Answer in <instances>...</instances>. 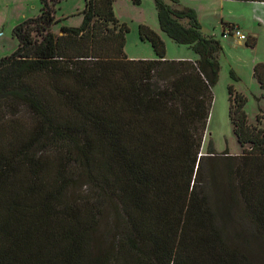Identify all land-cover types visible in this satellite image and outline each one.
<instances>
[{
  "label": "trees",
  "instance_id": "16d2710c",
  "mask_svg": "<svg viewBox=\"0 0 264 264\" xmlns=\"http://www.w3.org/2000/svg\"><path fill=\"white\" fill-rule=\"evenodd\" d=\"M60 1L40 0L0 56V264H255L229 241L230 208L264 237L263 115L251 124L229 87L241 154L201 151L221 41L193 8L154 0L160 29L197 58L167 59L140 24L157 58L131 59L114 0H85L82 23L56 34ZM253 75L264 90V63ZM76 182L90 192L69 194Z\"/></svg>",
  "mask_w": 264,
  "mask_h": 264
},
{
  "label": "rangeland",
  "instance_id": "374dc122",
  "mask_svg": "<svg viewBox=\"0 0 264 264\" xmlns=\"http://www.w3.org/2000/svg\"><path fill=\"white\" fill-rule=\"evenodd\" d=\"M182 7H191L197 14L202 30L217 37L222 44L220 72L213 86V101L202 144L203 154L209 150L217 153L228 151L241 154V146L233 131L229 117V87L242 93L247 101L245 111L251 124H257V116L263 115L260 127L264 130V90L253 75V66L264 63V13L258 14L257 5L241 0H179ZM85 0H61L55 6L59 20L53 31L60 33L62 25L79 26L83 20ZM40 0H0V56L11 54L18 45L14 28L27 18L40 13ZM114 11L120 23L129 28L126 34L125 52L131 59H155L157 55L148 41L140 39L139 25L147 24L155 30L166 45V58L170 60H195L197 54L187 45L178 44L160 29L154 0H114ZM239 26L247 36L255 37V46H247L236 34H223V24ZM228 30V28H227ZM233 33V32H232ZM76 182L71 195H81L86 190ZM229 241L246 252L255 264H264V237L256 233L242 216L239 202L231 204ZM232 216V215H231Z\"/></svg>",
  "mask_w": 264,
  "mask_h": 264
},
{
  "label": "crops",
  "instance_id": "0c3cea01",
  "mask_svg": "<svg viewBox=\"0 0 264 264\" xmlns=\"http://www.w3.org/2000/svg\"><path fill=\"white\" fill-rule=\"evenodd\" d=\"M249 2L253 3L254 5H257L256 9L258 11V14L264 13V2H261V1H249ZM237 27L239 28V26H237ZM239 30L246 35V33L243 32L240 28H239Z\"/></svg>",
  "mask_w": 264,
  "mask_h": 264
},
{
  "label": "built area",
  "instance_id": "2783aa9c",
  "mask_svg": "<svg viewBox=\"0 0 264 264\" xmlns=\"http://www.w3.org/2000/svg\"><path fill=\"white\" fill-rule=\"evenodd\" d=\"M233 33V35L234 34H236V36L240 39V40H246L247 39V36L244 34V33H242L239 29H235V30H233L232 31ZM229 34V33H228Z\"/></svg>",
  "mask_w": 264,
  "mask_h": 264
}]
</instances>
